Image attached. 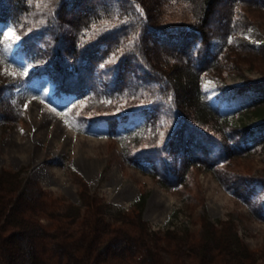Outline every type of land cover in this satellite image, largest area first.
I'll return each mask as SVG.
<instances>
[{
  "label": "trees",
  "instance_id": "16d2710c",
  "mask_svg": "<svg viewBox=\"0 0 264 264\" xmlns=\"http://www.w3.org/2000/svg\"><path fill=\"white\" fill-rule=\"evenodd\" d=\"M42 1L39 8L29 0H0V25L5 27H0V63L15 71L12 81L0 83V124L18 112L12 105V95L22 76L29 81L46 77L56 88L59 112L78 132H99L117 142L132 143L155 127L159 114L167 109L183 119L179 125L184 127L179 128L192 131L191 122L200 127L211 122L210 129L222 136L219 138L229 153L232 149L225 137L234 136V144L243 151L264 143V79L230 86L237 90L235 96L242 98L237 101L239 117L230 120L231 113L220 107L223 99L213 102L201 78L203 72L215 69L227 45L251 51L264 49V43H246L241 36L246 22L232 16L234 5L248 0H203L196 22L169 30L159 28L152 14L164 0ZM255 1L264 6V0ZM114 9L118 22L91 35L90 43L83 45L85 31H90L101 14L112 15ZM214 14L217 19L212 21ZM30 20L35 23L32 25ZM6 28L21 34L13 53L6 48ZM162 36L168 39L160 41ZM111 53L114 62L105 65ZM20 59L27 67L32 65L27 75H21ZM97 78L99 82L104 80L106 99H111L113 92L131 87L136 93L138 86L146 85L153 101L140 109L124 111L108 127H100L95 121H78L70 109L88 94ZM247 92L250 95L245 98ZM187 108L193 110V115L186 113ZM251 118L256 122H250ZM180 139L179 134L169 136L163 144L166 154L157 159L148 157L144 149L133 152L128 145L121 153L142 173L173 187L183 181L188 167L200 158L192 139ZM179 151L183 155L175 153ZM220 182L264 221V211L257 209L261 206L257 197L264 196V176L249 179L247 182L253 185L244 195L238 192L246 189L240 183L223 178ZM85 195L80 193L85 212L68 204L60 213L57 198L51 197L37 179L0 169V264H185L184 258L192 259V264H264V249L255 255L229 221L217 220L214 224L204 220L197 238L169 228L153 231L142 218L144 195L139 194L129 212L115 209L110 217L105 215L107 204ZM42 216L53 220L52 224L44 225ZM167 255L172 262H167Z\"/></svg>",
  "mask_w": 264,
  "mask_h": 264
},
{
  "label": "rangeland",
  "instance_id": "374dc122",
  "mask_svg": "<svg viewBox=\"0 0 264 264\" xmlns=\"http://www.w3.org/2000/svg\"><path fill=\"white\" fill-rule=\"evenodd\" d=\"M31 2L40 8L39 4L43 1L29 0ZM202 2L161 1L158 9L152 11L156 18L155 24L164 30L192 25L200 16ZM254 2L248 0L235 4L232 16L246 22V30L241 35L246 43L261 44L264 43V6ZM111 14H101L96 23L91 25L90 31H85L83 45L90 43L95 34L118 22L117 11L114 9ZM215 19L217 14L211 17L212 21ZM30 22L32 25L35 23ZM0 27L5 28L4 25ZM9 29L12 28H6L5 32ZM19 29H22V21ZM14 32L15 35H21ZM15 35L5 36L6 48L10 53L19 47L20 41L14 43ZM167 39L163 36L159 38L160 41ZM107 62H114L113 53L108 55L105 65ZM21 64L23 69L27 67L26 62L22 61ZM215 65V69L201 74L203 88L213 102L223 99L220 107L231 113L230 120L237 119L241 113L237 110V101L242 98L235 96L237 90L231 87L264 79V49L251 51L248 47L227 45ZM14 77V69L0 63V83L10 82ZM29 80L22 76L21 84L13 91L12 105L18 112L13 119L9 118L0 124V169L19 171L21 176L29 175L37 179L51 197L57 198L60 213L61 208L68 204L80 208L81 213L85 212L81 192H85L86 198L100 199L107 204L106 217H110L115 209L128 211L133 201L142 194L145 197L142 218L153 231L169 228L197 238L202 234L204 220L214 224L217 220H223L232 224L240 239L255 255L264 249V221L251 213L241 198L232 195L220 182V178H223L240 183L246 189H239L238 192L244 195L253 185L247 182L249 179L264 176V143L243 151L234 144H237L234 136L225 137V143L232 149L229 153L230 149H224L222 136L213 132L215 129H210L213 125L211 122L204 127L191 122L192 131L179 128L184 127L183 124L179 125L183 119L167 109L161 111L155 127H150L140 140L132 143H120L99 132H78L59 112L57 105L60 101L55 95L56 88L47 78ZM103 81L99 82L98 78L94 80L95 85L92 87L95 90L90 89L69 110L76 120L95 121L100 127H108L124 111L140 109L153 101L152 92H148L146 85L138 86L136 93L131 87L121 93L113 92L112 98L106 99ZM249 93L245 94V98ZM221 94L223 96L218 98ZM231 102L232 105L227 107ZM186 113L193 115V110L187 108ZM250 122L255 123L256 119L251 118ZM176 134L183 141L192 139L197 147L195 154L200 157L198 162L188 167L179 185H162L156 177L142 173L122 156L121 150L128 145L133 152L144 149L148 157L157 159L167 152L163 147L164 142L169 136L175 138ZM175 153L183 155L182 151ZM207 165H213L214 168L210 169ZM257 200L261 203L257 209L263 212L264 196L257 197ZM92 203L95 205L96 202ZM89 208L91 212L92 204ZM41 222L49 226L53 220L42 216ZM182 261L192 264V259L184 258ZM167 262H172L168 255Z\"/></svg>",
  "mask_w": 264,
  "mask_h": 264
},
{
  "label": "snow or ice",
  "instance_id": "6c2138e0",
  "mask_svg": "<svg viewBox=\"0 0 264 264\" xmlns=\"http://www.w3.org/2000/svg\"><path fill=\"white\" fill-rule=\"evenodd\" d=\"M9 34L15 35V32L13 29H9L7 32L4 33L5 36H8ZM20 36L15 35V40L14 43L19 42L20 41ZM12 45L10 44L9 47H11ZM32 67V65H29L28 67L24 68L23 71L21 72V75H27L28 74V70L29 68Z\"/></svg>",
  "mask_w": 264,
  "mask_h": 264
}]
</instances>
